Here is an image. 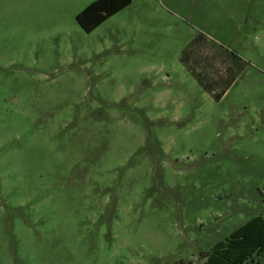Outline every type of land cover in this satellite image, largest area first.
Here are the masks:
<instances>
[{
	"label": "rangeland",
	"instance_id": "obj_1",
	"mask_svg": "<svg viewBox=\"0 0 264 264\" xmlns=\"http://www.w3.org/2000/svg\"><path fill=\"white\" fill-rule=\"evenodd\" d=\"M93 1L0 0V264H201L264 217V0Z\"/></svg>",
	"mask_w": 264,
	"mask_h": 264
},
{
	"label": "trees",
	"instance_id": "obj_2",
	"mask_svg": "<svg viewBox=\"0 0 264 264\" xmlns=\"http://www.w3.org/2000/svg\"><path fill=\"white\" fill-rule=\"evenodd\" d=\"M132 0H95L77 16L79 28L90 33L109 17L118 13ZM221 96H216L220 99ZM201 264H244L253 256H264V217L255 216L234 230L227 238L215 243L207 252H200ZM174 264H191L178 261Z\"/></svg>",
	"mask_w": 264,
	"mask_h": 264
}]
</instances>
